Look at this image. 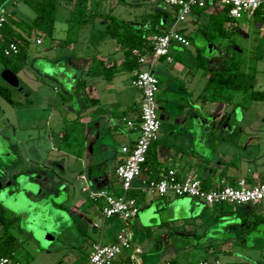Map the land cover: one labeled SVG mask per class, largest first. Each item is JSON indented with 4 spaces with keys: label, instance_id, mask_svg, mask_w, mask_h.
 Here are the masks:
<instances>
[{
    "label": "crops",
    "instance_id": "0c3cea01",
    "mask_svg": "<svg viewBox=\"0 0 264 264\" xmlns=\"http://www.w3.org/2000/svg\"><path fill=\"white\" fill-rule=\"evenodd\" d=\"M72 4L74 6L73 0ZM220 10L221 7L211 4L204 12L194 9L192 13L199 17L198 23L200 24L203 13L207 12L210 16ZM208 19H205L206 23L200 24L205 28L202 32L205 38H207ZM178 24L174 26V20L171 23L166 22L164 29L168 32L175 28L176 31L190 41V44L184 46L173 42L169 51L171 60L161 57L152 67L154 73L164 74L165 79H167L166 90H160L158 99L161 96L163 98L161 99L163 112L160 113V116L164 115L162 121H168L169 129L167 132L159 134L158 139L152 144L148 157L149 164L145 165L141 175L133 182L132 192L135 193V197L138 200L139 212L136 216L126 221V224L131 225L133 223L136 228L144 227V229H147L150 227L148 225L143 226L141 220V209H143L151 213V224L157 226L161 224L160 212L162 211L168 213V219L161 233L167 232L169 234L174 231L179 233L180 237L185 236L195 240L202 238L210 228L211 233H217L216 223L219 222L223 224L221 229L233 232L234 237L233 239H225L220 242L221 245H217V241L198 245L206 256H214L220 249L229 255L226 264H264V241L260 238L264 235V227L259 230L260 224H264V219H261L262 215H264V203L232 206V208L225 206L216 207L190 196H176L170 192L164 197H154L148 194L145 195L142 191L153 171H158L161 174L167 168L176 170L180 178L191 176L201 180V182L205 180L210 186L209 189L217 185L236 184L241 178H246L251 184L264 181V163L260 162V143L256 139L259 131L255 128L257 125L246 117V111H248L250 105L247 108L241 106L239 97L237 102L235 100L227 103L213 101V90L209 89L207 85L210 72L218 70L221 66L219 64L220 52H222L221 44L217 43L219 52H212L209 55L205 54L204 48L194 44L195 51L193 53L190 49L194 43L190 36L191 29L185 27L177 30ZM234 27L231 24H227L226 30H232ZM196 29L194 27L193 31ZM55 32L56 26L52 38L53 42L56 43ZM101 36L102 47H98L97 52L91 54L83 53L82 47H78L76 52V44L71 48H66L63 42L64 39H61L58 44L59 50L65 47V50L63 49L62 62L58 67L66 72L64 76L66 90H63L66 95L61 96L57 109L64 121H66L65 127L68 122L74 120H78L84 125L81 156L78 157L68 153L62 150L60 146L59 151L73 159V162L69 160L66 166L63 165V172L71 167L72 163H75L81 170L77 176V179L81 182V191L83 186L88 185L93 192L104 191L117 195L121 190L115 170L126 158L122 148L124 146L133 147L139 135L137 130L127 126L126 120L138 122L142 94L139 90L128 88L123 83L117 84L115 80L120 72L116 73L111 82H107L102 76H98L99 78L96 80L95 77L97 75L88 76L86 74L94 55L104 63L119 61L123 57V51L121 49V51H118L119 48H116V53L113 55L107 47V36L104 34H101ZM85 38L86 44L94 45L92 34L87 33ZM97 40L100 41L99 39ZM216 40L217 38L213 41ZM37 44H42V41ZM87 47L89 48V46ZM199 49L202 50V57L205 60L203 64L199 63L201 58L198 54ZM66 50L70 51V53H67ZM48 54L44 52L43 57L48 56ZM187 54H190V63L188 65L185 62L186 57H188ZM222 55V60L224 61L227 51H223ZM48 58H55V55H49ZM145 66L149 68L147 64L143 65V68ZM200 68L203 70L201 74L199 73ZM72 70L77 73L73 75L70 72ZM0 71L2 73L5 71L9 72L5 67L0 68ZM9 73L6 74H11L10 83L18 84L19 78L17 75ZM129 73L132 80L135 71ZM69 76H72V79H69ZM80 81L83 82V85H80ZM76 88L80 90H75ZM169 94H172V96L170 97ZM25 101L29 106L35 105V102L28 97H26ZM46 101L43 102V107L48 109ZM74 101L76 106L71 104ZM53 108L51 107V111L54 110ZM238 112H241L242 115L238 114ZM65 127L62 128L61 138ZM40 174V178L45 177H43L42 173ZM81 175H84L86 179H80ZM60 182L66 188L71 189L72 187L73 195L77 193V190L68 179L64 178ZM36 183L38 185L39 182ZM38 189L41 192L40 186ZM82 193L88 200L92 201L87 193L83 191ZM187 198L189 199L186 200ZM85 202V200H80L75 203L73 208L79 211V208L83 207ZM190 203L191 206L188 207L187 204ZM209 209L213 210V214L210 215L211 217L206 218ZM182 211L186 212L185 216H181ZM241 213L246 215V217L242 216L243 225L238 224V222L229 223L225 219L218 220L219 217L225 216L226 218L233 217L232 220L236 221ZM235 216L237 217L235 218ZM251 216L254 217L253 220L250 219ZM113 218L114 216H104V221L107 219L112 220ZM155 220H157V223ZM119 232L125 231L121 229L114 231L106 242L94 243H112ZM129 233L132 234V242L143 251L141 254L143 262L148 264L146 263V251L141 246V241H134L133 233ZM149 235L145 234L144 236L148 237ZM167 236L164 234V236L161 235L159 238ZM251 239H253V242H250ZM236 245L238 246L237 250L240 252L235 251ZM182 248L185 250L180 249V251L183 250L184 252H179L180 255L170 249L168 252L176 254V256L171 254V263L162 262L159 264H193L191 256L199 254V250L196 249L198 248L197 244L185 245ZM235 252L239 255L243 253L242 256L248 261H243L238 256H234ZM198 264L221 263L218 257H216L215 263L201 257Z\"/></svg>",
    "mask_w": 264,
    "mask_h": 264
},
{
    "label": "rangeland",
    "instance_id": "374dc122",
    "mask_svg": "<svg viewBox=\"0 0 264 264\" xmlns=\"http://www.w3.org/2000/svg\"><path fill=\"white\" fill-rule=\"evenodd\" d=\"M144 1L91 0L89 8L97 14L112 9L114 14L125 20L141 22L148 19L149 13L156 7L152 6L149 1ZM72 8V0H58L55 24L56 43L52 38L46 36L32 34L27 37L29 41L28 60L25 67L16 74L19 78L18 84L10 83L11 74L9 72L0 73V84L11 90L12 98L17 102L16 105H12L0 96V178L5 183L3 191H0V214L5 221L13 220V223L8 226V230L13 237L12 246L14 247L15 261L19 264H89V252L93 243L106 242L114 231L121 229L125 232H132L134 241H141V246L146 251V263L148 264L171 263V254L180 255L179 252L184 253L183 250L180 251V249H184L182 247L192 244H197L198 248L196 249L199 250V254L191 256L193 264H198L201 257L214 263L218 257L221 264H226L228 253L219 249L216 255L208 257L199 247L210 241H217L216 244L221 245L220 242L225 239H233V232L221 229L223 224L216 223L217 233H211L210 228L202 238L194 240L185 236L180 237V234L174 231L169 234L164 233L166 236L168 235L165 238H159L161 235L164 236L161 232L168 219V213L162 211L160 212L161 224L155 226L151 224V213L141 209L143 226H150L147 229L136 228L133 223L126 224V221L118 216H114L112 220L104 221L103 203L88 200L81 191V182L77 179L78 173L81 171L78 166L72 163L73 165L63 172V165L66 166L69 160L73 162V159L59 151L61 131L65 127L66 121L60 115L57 107H59L61 96L66 95L63 91L66 90L64 86L66 72L58 67L62 62L65 50V47L59 50L58 44L66 36L67 20ZM7 10L13 12L15 17L22 21H29L35 15L27 3L21 0L15 3L9 2ZM208 17L207 12L203 13L200 24L206 23L205 19ZM198 18L195 13H191L185 21L179 22L176 28L177 30L185 27L191 29L190 36L194 43L190 49L193 53L195 51L194 44L204 48L205 54L209 55L212 52H219L217 43H220L222 52H220L219 64L221 65L223 61L221 53L227 51L229 40L217 37L216 41L209 42L203 36L202 32L205 28L198 23ZM256 20L255 16H245L226 22V24L235 26L230 34L235 42L232 48L240 52L239 57L246 65H250L251 60H254L257 65L255 87L264 90V23L259 27L256 25ZM194 27L197 29L193 31ZM232 30L228 29V32ZM87 33L94 37V45L86 44L85 35ZM101 34L107 36V47L114 55L119 45L107 32V20L99 16L87 17L86 23L80 30L79 40L75 43L76 52L78 47H82L85 54L97 52V48L102 47L103 43ZM38 38L41 39L42 44H37ZM66 51L70 53V51ZM118 51H121L120 48ZM44 52L49 53L48 56L55 55V58L43 57ZM187 56L186 65L190 63V54ZM194 60L197 62L196 59ZM3 67L4 65L0 62V68ZM144 69H148V67L145 66ZM70 72L73 75L77 73L73 70ZM199 73H203L201 68ZM155 74L161 78L160 90H166L167 79L164 74L157 72ZM95 78L97 80L99 77ZM69 79H72V76H69ZM115 81L117 84L123 83L133 90H139L132 85L129 72H120ZM75 90L80 89L76 88ZM169 95L172 96V94ZM232 95V98L237 102V95L235 93ZM26 97L33 100L35 105H27ZM161 99H163L162 96L158 99L160 113L163 112ZM45 100H47L48 109L43 107ZM71 104L76 106L75 101ZM51 107H54V110L51 111ZM241 112L238 114L242 115ZM246 117L257 125L255 128L258 129L259 135L256 139L259 140L261 152L259 159L261 163H264V102L251 103L246 111ZM168 129V121H162L160 135L167 132ZM40 173L45 177L40 178ZM64 178L68 179L77 190L75 195H73L72 187L69 189L61 184L60 180ZM31 180L33 181L31 182ZM17 182L20 183L19 186ZM36 182H39L38 185ZM39 186L41 192L38 189ZM80 200L86 202L77 211L73 207ZM187 206H191V203ZM232 206L239 205L232 204ZM212 211L209 209L206 218L211 217ZM185 215L186 212L182 211L181 216ZM242 216L246 217L241 213L236 221L232 220L233 217L226 218L225 216L219 217L218 220L225 219L229 223L238 222L243 225ZM262 216L264 218V215ZM250 219L253 220L254 217L251 216ZM155 222L157 223V220ZM263 225L260 224L259 230L264 227ZM3 231L1 227L0 235ZM143 234L150 235L145 237ZM260 238L264 241V235ZM250 242H253V239ZM237 248L236 245L235 251L240 252ZM170 249L176 254L168 252ZM233 255L243 261H248L242 256L243 253L239 255L235 252Z\"/></svg>",
    "mask_w": 264,
    "mask_h": 264
},
{
    "label": "trees",
    "instance_id": "16d2710c",
    "mask_svg": "<svg viewBox=\"0 0 264 264\" xmlns=\"http://www.w3.org/2000/svg\"><path fill=\"white\" fill-rule=\"evenodd\" d=\"M18 1L20 0H0V15L2 12L6 15V20L0 31V62L12 74H17L27 64L29 46L27 37L35 34L53 38L58 3V0H21L27 3L35 13L34 17L29 21H22L17 19L13 12L7 10L9 2L15 3ZM73 1V10L67 20L66 36L63 40L65 47L71 48L79 40L80 30L86 23L87 17L99 16L107 20V32L123 51V57L119 61H112L111 63H104L96 55L92 57L86 74L88 76H102L107 82H111L118 72H134L138 70L140 67L139 57L153 50L151 37L155 34L166 33L167 30L164 29V24L166 22L171 23L175 19V14L160 6L154 7L149 13L148 19L139 22L125 20L114 14L112 9L99 14L94 13L89 8L90 0ZM119 1L124 2V0ZM147 1L149 0H145L144 2ZM206 9L207 7L198 8L197 10L204 12ZM253 16L257 17L256 25L261 27L264 23V10L260 9L256 11ZM231 20L235 19L230 18L225 9H221L209 16L206 31L207 39L213 41L215 38L221 37L228 39L229 45L227 46L226 58L218 70L210 72L207 85L209 89L213 90V101L230 102L234 100L232 94L235 93L237 98H240L239 104L247 108L254 101L264 102V90L256 89L255 87L257 65L254 60H251L250 65H246L243 59L239 57L240 52L232 48V45H235L234 38L230 35L233 30L231 32L226 30V22H231ZM10 42H16L18 50L6 54L4 48ZM198 54L201 57L199 63L203 64L205 60L202 57L201 49L198 50ZM0 73L2 72L0 71ZM80 85H83L82 81H80ZM0 95L10 104H16V101L12 98L11 90L1 84ZM83 130L84 125L78 120L68 122L61 138L60 148L75 156H81ZM148 157L143 168L149 164ZM168 170L170 168H167L161 174L158 171H153L149 181L159 179ZM202 185L205 189H209L210 187L205 180L202 181ZM129 195L135 197V193L132 190L129 192ZM214 206L232 208V204L225 203ZM261 219L264 218L262 217ZM12 223L13 220L5 221L4 217L0 214V228L2 227L4 230L0 235V255H9L11 257L15 255L14 247L12 246L13 237L8 230V226Z\"/></svg>",
    "mask_w": 264,
    "mask_h": 264
},
{
    "label": "built area",
    "instance_id": "2783aa9c",
    "mask_svg": "<svg viewBox=\"0 0 264 264\" xmlns=\"http://www.w3.org/2000/svg\"><path fill=\"white\" fill-rule=\"evenodd\" d=\"M149 3L152 6L170 9L175 14L174 26L185 21L195 8H205L211 4L225 9L227 15L236 20L245 16L252 17L256 11L264 10V0H149ZM5 20L6 15L2 12L0 31ZM151 40L153 50L139 57L140 67L132 78V85L139 89L142 99L138 122L126 120V124L129 128L137 130L139 135L133 147L122 148L126 158L115 170L121 191L115 195L104 191L93 192L88 185L82 187V191L87 193L92 201L103 202L102 212L105 217L118 216L124 221L130 220L139 212L138 200L130 196L129 192L133 188L134 180L142 173L148 152L158 139L162 125L157 103L160 79L152 67L161 57L171 60L169 51L173 42L184 46L190 44V41L175 28L164 34H155ZM36 42L40 43L41 40L38 38ZM17 50L16 42H10L4 48L6 54ZM145 64L149 65L148 69L143 68ZM80 179L86 178L81 175ZM142 191L154 197H164L170 192L176 196H190L210 206L224 203L234 205L264 203V181L251 184L246 178H241L233 185H217L205 189L201 180L191 176L180 178L174 169L168 170L157 180L148 181ZM142 252V249L132 242L131 233L119 232L112 243L92 245L89 264H145L141 258ZM14 256L0 255V264H19Z\"/></svg>",
    "mask_w": 264,
    "mask_h": 264
},
{
    "label": "flooded vegetation",
    "instance_id": "af4514ba",
    "mask_svg": "<svg viewBox=\"0 0 264 264\" xmlns=\"http://www.w3.org/2000/svg\"><path fill=\"white\" fill-rule=\"evenodd\" d=\"M32 181H33V180H31V182H32ZM6 182H8V181H6ZM17 183H18V182H17ZM19 184H20V183H18V186H19ZM4 185H5L4 181H2L1 178H0V191H3V188L5 187Z\"/></svg>",
    "mask_w": 264,
    "mask_h": 264
},
{
    "label": "water",
    "instance_id": "95a60500",
    "mask_svg": "<svg viewBox=\"0 0 264 264\" xmlns=\"http://www.w3.org/2000/svg\"><path fill=\"white\" fill-rule=\"evenodd\" d=\"M164 119V115H161V120H163Z\"/></svg>",
    "mask_w": 264,
    "mask_h": 264
}]
</instances>
